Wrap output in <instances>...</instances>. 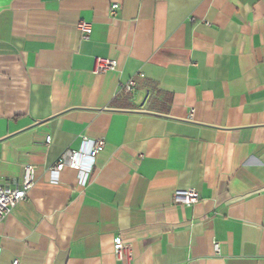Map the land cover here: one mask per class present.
Returning a JSON list of instances; mask_svg holds the SVG:
<instances>
[{
	"label": "crops",
	"instance_id": "obj_1",
	"mask_svg": "<svg viewBox=\"0 0 264 264\" xmlns=\"http://www.w3.org/2000/svg\"><path fill=\"white\" fill-rule=\"evenodd\" d=\"M26 164L0 264H122L115 238L131 264H264V0H0V184Z\"/></svg>",
	"mask_w": 264,
	"mask_h": 264
},
{
	"label": "built area",
	"instance_id": "obj_2",
	"mask_svg": "<svg viewBox=\"0 0 264 264\" xmlns=\"http://www.w3.org/2000/svg\"><path fill=\"white\" fill-rule=\"evenodd\" d=\"M119 7L118 3H113L110 6L109 14L111 16L115 15L116 9ZM77 28L81 33L82 37H86L91 32V25L85 21H79ZM95 71L105 72L108 70H114L116 68V63L113 60L107 58H96ZM142 76V74H138ZM136 81L134 78L127 80L125 83L121 84L127 91L134 89ZM191 115V113H190ZM51 137L48 135L45 137V143H49ZM84 142H88L83 138ZM90 149L88 152L82 150H66L58 156V158L48 167V170L55 180L58 173L64 168H76L80 171H85L90 168L91 160L94 156L103 148L104 141L98 139L90 142ZM87 162H83V160ZM82 182V181H81ZM34 183V168L30 164H26L23 167V174L19 181L13 182V184H0V222L5 219V217L12 211V209L20 201L27 198L28 192ZM199 198L198 191L194 188L188 189H176L172 193V203L175 205H191L197 202ZM214 250L218 252L219 243H213ZM113 255L116 260L122 262V264H131L133 259V251L130 244L123 242L119 238L114 239L113 243ZM11 264H18V260L14 259Z\"/></svg>",
	"mask_w": 264,
	"mask_h": 264
}]
</instances>
